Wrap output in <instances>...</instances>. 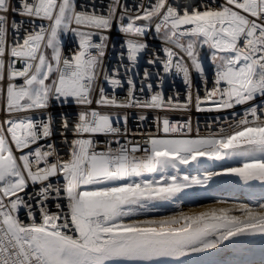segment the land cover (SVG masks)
Instances as JSON below:
<instances>
[{"label":"snow or ice","instance_id":"6c2138e0","mask_svg":"<svg viewBox=\"0 0 264 264\" xmlns=\"http://www.w3.org/2000/svg\"><path fill=\"white\" fill-rule=\"evenodd\" d=\"M193 110L231 120L201 135ZM204 157L244 160L167 175ZM216 176L264 182V0H0V264H180L264 236V203L140 218Z\"/></svg>","mask_w":264,"mask_h":264},{"label":"rangeland","instance_id":"374dc122","mask_svg":"<svg viewBox=\"0 0 264 264\" xmlns=\"http://www.w3.org/2000/svg\"><path fill=\"white\" fill-rule=\"evenodd\" d=\"M243 160V157H225L223 160L204 157L189 165H180L178 172L169 168L167 175L203 178L209 173L221 172L223 167L239 166ZM162 175L165 174L146 173L143 178L159 180ZM220 200L248 203L252 206L264 203V182L245 183L238 177L216 176L208 184L183 189L171 201L149 202L152 210L141 213L140 218H159L180 211H200ZM180 264H264V236L257 234L253 237L236 238L235 241H225L217 249L180 258Z\"/></svg>","mask_w":264,"mask_h":264},{"label":"built area","instance_id":"2783aa9c","mask_svg":"<svg viewBox=\"0 0 264 264\" xmlns=\"http://www.w3.org/2000/svg\"><path fill=\"white\" fill-rule=\"evenodd\" d=\"M105 2L107 3L108 0H105ZM138 2V0H121V3L128 5L129 8H132V6L134 4H136ZM133 11H135V9H132ZM66 40H69V37H65ZM147 40L149 42H153V43H160L156 38H154L152 35H149L147 37ZM112 63L114 64L115 61H112ZM169 83L173 84V88L168 90V95L172 94V91H179L181 93V100H183V83H182V79L179 76H172L169 79ZM120 97H123L124 93L121 92L119 93ZM201 95H203V90L201 89ZM232 110H226L222 113H197L195 112V110L192 111L191 113V117H192V121H193V128L195 129L197 127V125L199 126V130H200V134L201 135H208L210 133H215L217 132L221 127H226V124L231 120V117L229 115V113ZM243 111L244 109L242 107H237L235 109V112L237 114V118H239L240 116L243 115ZM130 117H132V119H130L129 121V128L130 130L136 131L137 128L139 129V132L136 135V139H140L142 140L144 138V136L146 134H155L157 129L155 126V123L153 121V113H147L148 115V120L145 122H140L138 121L135 116H133L132 112L129 113ZM138 115V114H137ZM173 117H175L176 119H182L183 118V114L181 113H172L171 114ZM216 116H221L222 119L214 122L213 121V117ZM195 134V132H193V135ZM132 138V137H129Z\"/></svg>","mask_w":264,"mask_h":264}]
</instances>
